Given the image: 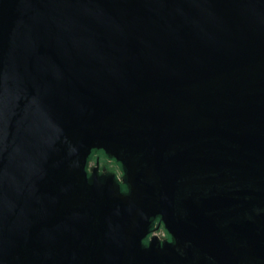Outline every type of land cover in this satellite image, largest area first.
Instances as JSON below:
<instances>
[{"label":"water","instance_id":"1","mask_svg":"<svg viewBox=\"0 0 264 264\" xmlns=\"http://www.w3.org/2000/svg\"><path fill=\"white\" fill-rule=\"evenodd\" d=\"M0 264H264V0H0Z\"/></svg>","mask_w":264,"mask_h":264},{"label":"flooded vegetation","instance_id":"2","mask_svg":"<svg viewBox=\"0 0 264 264\" xmlns=\"http://www.w3.org/2000/svg\"><path fill=\"white\" fill-rule=\"evenodd\" d=\"M103 160L107 162L105 163L107 165L103 163ZM87 172L89 177L95 174L102 182L111 177L122 193L127 194L129 192L125 171L122 165L116 160L108 157L103 151H94L91 154L88 160ZM152 242L160 253H165L168 245L172 246L174 244V239L167 231L161 217L152 219L149 233L143 241V246L149 249Z\"/></svg>","mask_w":264,"mask_h":264},{"label":"rangeland","instance_id":"3","mask_svg":"<svg viewBox=\"0 0 264 264\" xmlns=\"http://www.w3.org/2000/svg\"><path fill=\"white\" fill-rule=\"evenodd\" d=\"M103 163L105 164V163H107V162H106L105 160H103ZM103 163H102V164H103ZM105 165H107V164H105Z\"/></svg>","mask_w":264,"mask_h":264}]
</instances>
